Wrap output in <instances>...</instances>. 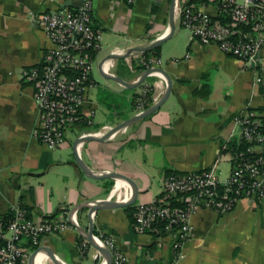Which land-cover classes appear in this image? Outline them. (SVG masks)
<instances>
[{"label": "crops", "instance_id": "0c3cea01", "mask_svg": "<svg viewBox=\"0 0 264 264\" xmlns=\"http://www.w3.org/2000/svg\"><path fill=\"white\" fill-rule=\"evenodd\" d=\"M81 1L0 0V216L16 208L28 210L34 219L58 216L63 210L108 199L115 186L119 201L133 197L132 186L124 180H95L82 172L72 151L84 129L69 131L64 145L55 151L34 135L38 124L34 88L23 80L22 72L38 65L49 46L34 16L63 5L75 9ZM217 2L204 4L214 17L218 16ZM168 8V0H94L93 23L103 44L100 56L153 44L169 31ZM178 28L158 46V55L133 54L115 60L113 69L127 82H135L143 72L139 60L159 58L160 68L172 80V91L162 107L107 141L78 146L79 156L91 170L122 174L138 188L136 203L130 206L133 210H99L94 215V234L113 236L128 258L126 264H171L173 237L136 234L132 225L136 206L160 200L163 181L171 174L217 165L222 175H228L230 157L222 149L228 138L238 140L234 117L248 108L264 116V48L259 65L248 68L216 45L191 40L189 32ZM118 61L128 63L127 72L116 70ZM145 83L152 88L153 105L166 93L167 80L151 75ZM96 88L99 101L92 100L97 114L101 110L104 120L115 118L101 127L136 114L134 101L142 85L128 90L107 80L105 85L96 82ZM107 92L116 94L121 103L109 102ZM93 127L85 130L101 128ZM77 218L81 227L89 228L88 208L79 209ZM192 223V236L184 246L186 258L179 264H264V201H241L224 215L203 210L194 215ZM84 241L72 226L45 237L42 246L49 247L63 264H106L90 243L82 251ZM29 258L23 264H29ZM45 264L54 263L45 256Z\"/></svg>", "mask_w": 264, "mask_h": 264}, {"label": "built area", "instance_id": "2783aa9c", "mask_svg": "<svg viewBox=\"0 0 264 264\" xmlns=\"http://www.w3.org/2000/svg\"><path fill=\"white\" fill-rule=\"evenodd\" d=\"M93 8L94 0H82L75 9L63 5L34 16L49 46L38 65L23 70L22 78L34 88L38 110L34 135L50 151L60 149L68 132L74 128L84 129L79 138L100 137L113 128L106 125L95 131L85 130L95 125L97 116L91 99V92L96 88L94 66L106 57L100 56L102 36L93 23ZM217 9L218 16L214 17L204 4L176 0V25L186 29L191 40L216 45L248 68L258 66L264 48V0H218ZM224 15L230 18L229 22L220 18ZM127 51L115 50L112 54L123 55ZM115 63V60H108L104 70L113 72ZM139 64L145 71L160 68L162 61L144 56ZM152 75L163 77L159 73ZM151 91V86L144 82L134 101L137 115L149 107ZM263 118V113L253 108L234 117L237 142L243 147L230 149L231 138L223 146V152L230 157L228 175H222L217 165L200 172L171 174L163 181L162 200L136 206L132 222L136 234L152 233L160 237L167 233L173 237L171 264H179L186 258L184 246L192 236L195 214L210 210L224 215L233 212L241 201H264ZM117 194L118 191H111L108 198L119 201ZM70 214V210H63L58 216L34 219L28 210L16 208L10 216H0V264H23L42 246L45 237L74 226ZM73 222L79 225L77 212ZM94 236L110 250L113 264H126L128 258L113 236ZM88 246L89 242L84 241L82 251Z\"/></svg>", "mask_w": 264, "mask_h": 264}, {"label": "water", "instance_id": "95a60500", "mask_svg": "<svg viewBox=\"0 0 264 264\" xmlns=\"http://www.w3.org/2000/svg\"><path fill=\"white\" fill-rule=\"evenodd\" d=\"M169 17H170L169 31L167 32V34L160 37L153 44L148 45V46H137V47L131 48L123 55L110 54V55L106 56L100 62L99 66H98L99 71H100V73L104 79L119 83L120 85H122L124 87V89H128V90H132V89H135V88H138L139 86H141L147 80V78L149 76H151L153 73L161 74L167 80V83H168L166 93L161 98V100H159L155 104L148 107L143 113H141L139 115L135 114V115L125 119L124 121L116 124L110 131H108L103 136H100V137H98V136H87V137H83V138H78L74 143L72 154L74 155V159H75L76 163L78 164V166L81 168L82 172L87 177H89L91 179H95V180H102V179H108V178L115 179V180H124L132 186L133 197L130 201H127V202H119L116 200L111 201L108 198L106 200H102L99 202H89V203L83 204L81 206H77L71 210L70 221L72 222L74 227L78 230V232L91 244V246L95 247L101 253V255L104 257V259L106 261V264H113V258H112V254H111L110 250L106 246L100 244L94 236V215L99 210L119 209V208H127L130 206H133L136 203V199L138 196V188L130 178H128L122 174H118L116 172L99 173V172H94L93 170H91L89 168V166L84 162V160H82L81 157L79 156L78 146L84 142H92V141L104 142V141H107L111 137H113L115 134H117L118 132H120V131H122V130H124V129L146 119V118H148V117H150L155 112H157L162 107V105L166 102V100L168 99V97L172 91V80H171L170 76L163 69L157 68V69L145 70L142 72V74L138 80H136L135 82H127L122 77L115 74L114 72H111V73L106 72L103 67H104V64L108 60H123V59L129 58L133 54L150 52L153 49L160 46L163 42H165L166 40L171 38L173 36L176 28H177V26H176V0H171ZM115 190H116V186L113 188L112 193H114ZM82 208H88L89 209L90 224H89L88 229H85V228L81 227L80 225H76L73 222V215L79 209H82ZM40 253L46 254L48 259L51 260L54 264H63L57 258L56 254L47 246H41L40 248L35 250L30 255L29 264H36V258Z\"/></svg>", "mask_w": 264, "mask_h": 264}, {"label": "rangeland", "instance_id": "374dc122", "mask_svg": "<svg viewBox=\"0 0 264 264\" xmlns=\"http://www.w3.org/2000/svg\"><path fill=\"white\" fill-rule=\"evenodd\" d=\"M168 1H169V6H170L171 0H168ZM166 13H167L166 14L167 15V18L169 19V8L167 9V12ZM177 30H181L182 33H188V31L186 29H183V28H178ZM118 62H119V64H118L116 70L120 71V73H123L125 71L127 72L128 71L127 70L128 69V67H127L128 66V63L126 61H118ZM93 79L97 83H100L102 85H105L107 83V80L102 77V75H101V73L99 71V68L97 67V64L96 63H95V66H94V71H93ZM105 96L109 98V102H116L117 104H120L121 103L120 98L115 99V97H117V95L114 94V93H112V92H107ZM91 99H93L94 101H99L98 88H96V90H94V91L91 92ZM103 112L101 110L98 111V114H97V117H96V120H95L97 125L94 126L93 129L100 128L102 126V124H104L106 122H113L114 121V119H115L114 116H113L112 119L109 118L108 120H104L105 119V116H103ZM111 112H113V111H111ZM111 115H113V113ZM116 124H118V123H116ZM116 124H113L112 127H114ZM226 168H227V165L223 166V171L224 172H226V170H227Z\"/></svg>", "mask_w": 264, "mask_h": 264}, {"label": "trees", "instance_id": "16d2710c", "mask_svg": "<svg viewBox=\"0 0 264 264\" xmlns=\"http://www.w3.org/2000/svg\"><path fill=\"white\" fill-rule=\"evenodd\" d=\"M208 1L209 0H190V3H196V4H206V3H208ZM218 1V0H217ZM223 21H225V22H229L230 21V18L229 17H227V16H221L220 17ZM159 47H157V48H155V49H153L152 51H150V52H144V55H149L150 53H154L155 55H158V53H159ZM151 104H152V100L150 99L149 100V103H148V106L150 107L151 106ZM263 121H264V118H263ZM237 147H239V148H241V147H243V145H238V142L237 141H232L231 143H229V148L230 149H238ZM161 200H162V198H161ZM133 208L134 207H129V208H127V210H133ZM11 215V214H10ZM10 215H8V216H10ZM7 216V217H8ZM131 217H133V214L131 213Z\"/></svg>", "mask_w": 264, "mask_h": 264}, {"label": "bare ground", "instance_id": "6f19581e", "mask_svg": "<svg viewBox=\"0 0 264 264\" xmlns=\"http://www.w3.org/2000/svg\"><path fill=\"white\" fill-rule=\"evenodd\" d=\"M42 254V253H41ZM39 254L36 258V264H45V256ZM44 261V262H43Z\"/></svg>", "mask_w": 264, "mask_h": 264}]
</instances>
